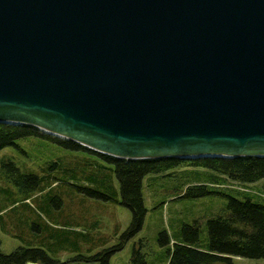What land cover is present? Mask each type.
I'll return each instance as SVG.
<instances>
[{
	"label": "water",
	"instance_id": "95a60500",
	"mask_svg": "<svg viewBox=\"0 0 264 264\" xmlns=\"http://www.w3.org/2000/svg\"><path fill=\"white\" fill-rule=\"evenodd\" d=\"M0 125L126 161L263 159L264 0H0Z\"/></svg>",
	"mask_w": 264,
	"mask_h": 264
},
{
	"label": "rangeland",
	"instance_id": "374dc122",
	"mask_svg": "<svg viewBox=\"0 0 264 264\" xmlns=\"http://www.w3.org/2000/svg\"><path fill=\"white\" fill-rule=\"evenodd\" d=\"M15 144L0 151V251L5 255L20 248L42 249L58 264H100L96 256L113 252L110 264H170L174 244L183 242V226L200 223L197 247L208 251L207 222L221 214L231 198L252 199L264 205V180L243 183L214 174L217 181H209L214 175L204 168L181 166L144 179L143 197L147 209L144 226L134 237L125 240L123 236L132 224L133 215L122 203L115 170L113 173L108 167L100 170L115 199H97L86 190L111 191L86 180L84 172L78 174V180L72 179L68 172L69 169L94 171L97 168L94 157L68 151L37 137ZM7 161L13 162L23 174L41 177L40 190L26 195L9 181L2 167ZM201 184H207L217 194L184 197L189 187ZM57 196L62 200L60 208L51 202ZM165 233L170 243L160 241ZM135 249L141 255L138 263L133 260ZM233 264H264V259L235 257Z\"/></svg>",
	"mask_w": 264,
	"mask_h": 264
},
{
	"label": "trees",
	"instance_id": "16d2710c",
	"mask_svg": "<svg viewBox=\"0 0 264 264\" xmlns=\"http://www.w3.org/2000/svg\"><path fill=\"white\" fill-rule=\"evenodd\" d=\"M29 137L46 139L57 146L71 152L85 153L96 160L94 171L84 169L72 170V179L78 180V174L86 173V180L95 181L98 185L108 188L100 191L98 188L87 189L86 193L97 199L110 201V186L104 182V175L100 170L108 167L115 174L121 187L122 203L131 210L133 220L130 228L124 234L123 239L129 240L139 233L144 226L147 209L143 197L144 179L151 174H165L181 166H200L213 175L226 176L232 180L243 183H256L264 180V158H242L234 160L208 159L200 162H183L178 159L170 160H140L126 161L97 154L79 144L46 135L33 127H13L0 125V151L16 146V142ZM101 163L102 165H99ZM55 167L57 164L54 165ZM3 169L7 171V179L20 187L26 195L37 192L41 188V177L34 174H23L13 162H4ZM54 167V168H55ZM53 168V169H54ZM99 168V169H98ZM67 171V170H66ZM210 177L209 181L215 180ZM212 191L207 184L191 186L184 197L203 198ZM52 204L60 208L62 200L53 197ZM209 250L202 251L197 245L200 243V223L185 225L182 228V243H175L170 252V264H233L235 257L247 259H264V205L255 203L252 199L240 201L231 198L228 207L218 216L207 222ZM36 226L34 230H36ZM161 242L170 243L167 233L161 236ZM113 252L102 253L95 260L100 264H110ZM139 250L134 251L133 260H140ZM39 262L42 264H58L51 259L42 249L20 248L11 255H5L0 251V264H25L26 262Z\"/></svg>",
	"mask_w": 264,
	"mask_h": 264
}]
</instances>
